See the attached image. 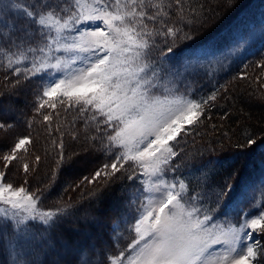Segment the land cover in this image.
Instances as JSON below:
<instances>
[{"label": "snow or ice", "instance_id": "1", "mask_svg": "<svg viewBox=\"0 0 264 264\" xmlns=\"http://www.w3.org/2000/svg\"><path fill=\"white\" fill-rule=\"evenodd\" d=\"M221 6L231 12L240 6V0H221ZM114 7L115 10L101 7L98 2L91 13L85 14L79 11L80 0L74 3L72 0H30L29 3L5 0L0 3V50L11 56L33 54L35 58L31 68L25 69L26 76L29 71L33 76L49 70L64 74L48 85L50 90L43 92L44 97L62 92L69 100L74 99L82 111L91 106L104 117L97 119L98 125L103 124L102 128H97L102 137L99 150L109 153L108 159L112 162L95 170L90 179L83 177L81 183H96L102 178L105 186L132 166L135 167L127 176L128 180L135 178L136 168L140 167L151 169V175L158 176L163 171L162 165H169L170 158L178 155L169 142H178L184 125L197 122L203 114L202 106L217 98L213 92L200 102L169 99L154 79L147 76L153 68L154 48L158 47L160 60L168 63L167 72L178 76L213 54L217 45L211 35L198 39L184 31L191 21L180 16L169 24V12L157 6L150 14L143 10V0L139 5L137 0H129L123 9L120 0H115ZM145 19L160 22L161 26L154 33L143 32L138 23L147 27L143 24ZM96 21H101L104 28L97 25L90 32L75 28V25ZM73 31L77 34L72 35ZM245 35L241 33L239 39H245ZM178 40L187 42L179 50ZM60 53L65 55H58ZM11 56L9 68L22 63ZM77 61H83L84 66L73 67ZM15 73L20 75L21 68L16 67ZM153 77H156L154 71ZM44 120L49 117L45 115ZM11 127L6 120H0V130ZM28 143V137L19 139L11 153L2 157L5 163L4 171L0 172V203L6 207L0 208V254L10 257L9 264H34L28 257L38 251L45 256L41 264H80L84 253L95 256L97 246L86 244L74 249L62 235H56L63 217L72 214L69 208L41 211L40 195L28 192L29 180L20 187L7 180L12 162L19 159L17 150ZM246 145V150L232 153L233 164L246 158L252 150L264 148V132L258 138L256 134H249ZM39 159L37 156L36 160ZM66 163L71 167L74 161L62 156L57 168ZM23 170L26 175L32 171L26 163ZM241 171L237 169L232 174V183L226 178L212 188L216 208L204 211L203 215L201 208L189 209L183 202L186 189L183 181L179 183L178 192L175 182L169 184L161 180L155 189L157 197L139 202L129 223L128 231L134 233L127 246L130 254L120 251L117 255L109 238L107 248L99 246L101 264H264V260L256 259L258 253L264 257L259 244L246 245V253L236 246L240 233L248 237L256 232L264 235V211L251 219L245 214L238 229L220 234L211 230L217 212L222 213L224 208L246 195ZM144 175H149L148 171ZM215 245L222 246L223 254L210 251Z\"/></svg>", "mask_w": 264, "mask_h": 264}, {"label": "trees", "instance_id": "2", "mask_svg": "<svg viewBox=\"0 0 264 264\" xmlns=\"http://www.w3.org/2000/svg\"><path fill=\"white\" fill-rule=\"evenodd\" d=\"M28 1L19 0L21 3ZM255 1L240 0V6L228 12L221 6V0H143V10L151 14L157 6H162L170 14L169 24L183 16L184 20L191 21L185 26V32L198 39H207L211 35L213 39L218 38L220 44L227 40L226 36L238 15ZM2 2L5 0H0ZM149 23L147 28L153 32L161 25L160 22ZM186 43L178 40L177 50L185 47ZM10 56L11 53L0 50V120L12 125L7 130H0V172L4 171L3 155L10 154L19 139L28 137L29 143L17 150L19 159L12 162L8 182L23 186L24 181L29 180V194L40 195V210L55 211L68 207L72 214L63 217L64 222L56 230V235H62L74 249L86 244L96 245L95 256L84 253L82 258L85 261H80V264H101L99 246L107 248L109 238L116 254L127 249L128 242L132 240L133 234L128 228L137 207L133 196L140 192L141 186L137 174L133 180H128L127 176L135 166L118 173L107 186L102 178L96 183H81L83 177L90 179L95 170L112 162L108 159L109 153L99 150L102 137L97 128L103 127L97 124L100 118L90 120V107L82 111L74 99L55 101L52 96L44 97L45 74L33 76L29 71L25 75V69L31 68L35 58L33 54L11 56L13 60L22 61L12 68L8 66ZM261 64H264V48L248 57L239 70L231 71L216 100L203 105L200 109L203 114L198 121L185 127L189 130L186 134L188 145L184 143L179 154L188 148L194 152L195 163L205 162L208 157L222 159L209 180L217 177L219 182H223L228 178L232 183V174L237 169H242V182L256 180L262 175L264 148L252 150L235 164L229 160L232 153L247 149L246 137L249 134H256L258 138L264 132V67ZM16 67L21 68L20 75L15 73ZM241 71L247 77H237ZM45 115L49 120H44ZM182 136L178 135L177 140H182ZM62 156L74 161L71 167L66 163L57 168ZM182 158L187 157L183 155ZM182 158H174L176 165L180 164L179 160H184ZM25 163L32 169L27 175L23 170ZM93 193L97 195L93 196ZM114 225L120 226L122 234L114 231ZM261 237L264 240V235ZM38 254L43 258L34 264L45 260L43 252L38 251L34 256ZM0 264H9L6 253L0 254Z\"/></svg>", "mask_w": 264, "mask_h": 264}, {"label": "rangeland", "instance_id": "3", "mask_svg": "<svg viewBox=\"0 0 264 264\" xmlns=\"http://www.w3.org/2000/svg\"><path fill=\"white\" fill-rule=\"evenodd\" d=\"M72 2L74 3V0H72ZM98 2L101 7L108 6L112 8V10H115V0H80L79 11H82L85 14L91 13L94 7L97 6ZM128 2L129 0H120L121 9H123ZM27 3H29V1ZM139 3L137 4L139 5ZM251 5L247 10L242 11L238 15L235 20L236 22L226 36L227 40L225 41L221 39V43L218 44V38L214 39L215 43H217V47L213 50V54L208 55L206 59L200 60L196 63L194 68L189 69L187 72L181 71L178 76L170 75L167 72L169 65L160 60V52L157 47L154 48L151 53V63L153 68L148 71L147 76L154 79V83H156L159 90L167 95L169 99H191L194 102H200L206 100L213 94V92L218 96V91L223 89L227 78L230 76H228V74L234 69L239 70L248 57H251L254 53L256 54L264 48V0H256L255 2H252ZM77 14H79V12ZM69 15H71V12ZM67 18L68 17L65 16V19ZM143 24H146L147 27L150 25L149 21L146 19L143 21ZM97 25H99L101 29L104 28L101 21L87 22L83 25L78 24L75 25V28L81 31L87 30L90 32L94 30ZM138 27L141 28L143 32H153L150 28L143 27V25L139 23ZM241 33L246 34L245 39L243 40L239 39ZM71 34L76 35L77 33L73 31ZM58 55L65 54L60 53ZM83 66V61H77L73 65L75 68ZM140 66H143V64ZM239 66L241 67L239 68ZM153 71L156 73V77H153ZM44 74L46 80L44 82L42 94L45 90H50L48 89L50 83L64 75L62 72H55L52 70H49ZM237 77L242 79L247 76L241 71L237 74ZM52 98L55 99V101H70L68 97L62 95V92H57L55 95H52ZM89 107L90 120L93 121L95 117L102 120L104 119L99 113H95V109H92L91 106ZM181 123H183V121H181ZM187 126L189 125L185 124L180 133L183 135L181 138H185L184 141L183 139H180L177 140L178 142H169L170 145H174V150L178 153L177 156L182 158V156L185 155V157H187L182 158L184 160H179V165H176V161L174 160L175 157L170 158L171 163L169 165H162L163 171L158 176H152L151 169L146 170L143 167L136 168L137 180L140 183L141 189L140 192H137V195L133 196L134 204L135 201L138 205L141 201L147 202V198L149 197H157L155 189L158 183L163 180L169 184L175 182V190L178 192L180 191L179 183L181 181L185 183L186 189L183 193V202L189 209L192 207L201 208L203 215L204 211L216 208L214 197L212 196V188L218 184L219 179L215 177L213 180L212 178L209 180V178L211 176L213 177L216 173L217 167L220 165V162H222V159L218 157H208L205 162L202 160L195 163L196 158L193 154L194 152L190 151L188 148H186L187 150H185V153L181 152V154H179V149L185 146H183L184 143H187L186 134H188L189 131L185 128ZM145 171H148L149 175H144ZM243 183L246 185L244 189L246 195L239 197L232 205L224 208L222 213L217 212V218L213 221L214 227L211 229L214 233L220 234L238 229L245 214L251 219L258 216L260 211H264V170H262L261 177H258L256 180L244 181ZM16 187L20 186L16 185ZM145 188L151 189V191L145 192ZM3 207L6 206L0 203V208ZM114 231L121 232L122 234L119 225H114ZM246 231L251 230L246 229ZM132 234L134 236V233ZM254 235L255 237H259V242L255 239H251V237L245 236L244 233H240L241 239L236 242L237 249L246 253V245L259 244L261 250H264V240L261 239V233L256 232ZM128 243L131 242L129 241ZM223 247H227V245H224ZM123 251L126 254H130L131 252L128 247ZM210 251L223 254L221 245L213 246ZM42 258L43 257L39 254L28 257V259H31L34 262L38 259L41 261ZM256 259L264 260V257L258 253ZM8 260L10 261V257H8ZM84 261L85 259L81 258V263Z\"/></svg>", "mask_w": 264, "mask_h": 264}]
</instances>
